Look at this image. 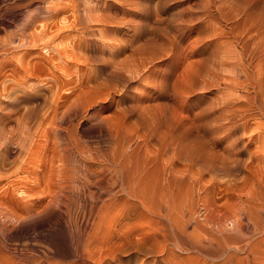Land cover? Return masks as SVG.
Segmentation results:
<instances>
[{
    "label": "rangeland",
    "instance_id": "374dc122",
    "mask_svg": "<svg viewBox=\"0 0 264 264\" xmlns=\"http://www.w3.org/2000/svg\"><path fill=\"white\" fill-rule=\"evenodd\" d=\"M91 27L95 34L86 35ZM263 83L264 0H0V114L13 108L15 97L31 93L42 98L34 100L42 104L39 111L55 91L67 96L59 99L66 107L86 98L85 109L99 110L104 120L121 128L117 139L125 145L126 180L133 178L139 189L135 197H125L119 173L99 153L88 162L87 177L80 169L71 182L45 151L54 139L42 143L28 171L18 170L15 155L2 158L0 264H80L89 257L85 264H92L97 240L117 246L129 230L133 245L148 238L152 250L161 251L147 256L139 246L131 249L139 264H192L193 253L180 250L177 240L163 239L169 225L196 234L206 228V218H217L232 233V208L245 214L253 201L264 207V151L258 150L264 144ZM32 101L20 98L18 108L27 110ZM88 117L84 112L67 123L71 134L85 146L108 152L112 140L105 132L107 123ZM259 156L263 158L257 161ZM173 163L181 173L177 171L179 177L167 191L163 185ZM98 176L112 191L92 210L97 191L92 181ZM59 184L69 190H60ZM103 202L111 205V231L121 230L107 235L110 239L95 229L105 217V210L96 209ZM163 219L175 223L166 227ZM243 220V228L252 226ZM250 230L254 240L264 237L253 226Z\"/></svg>",
    "mask_w": 264,
    "mask_h": 264
},
{
    "label": "bare ground",
    "instance_id": "6f19581e",
    "mask_svg": "<svg viewBox=\"0 0 264 264\" xmlns=\"http://www.w3.org/2000/svg\"><path fill=\"white\" fill-rule=\"evenodd\" d=\"M91 19V18H90ZM91 25V24H90ZM88 26V25H87ZM94 32H96V29H93L92 27L91 28H88L87 29V32H86V35H90V34H93ZM95 34V33H94ZM41 40V39H40ZM106 43V42H105ZM107 45V44H105ZM227 56V55H226ZM64 58V57H63ZM40 64V63H39ZM238 64V63H237ZM134 67V66H133ZM234 67V66H233ZM42 68V66H41ZM40 68V69H41ZM235 68V67H234ZM237 68V67H236ZM116 69V68H115ZM134 69V68H133ZM135 69H136V66H135ZM242 69V68H241ZM126 70V68H125ZM111 71V70H110ZM114 71V70H113ZM130 71V69H129ZM244 71V70H243ZM247 73V72H246ZM124 74V73H123ZM138 74V73H137ZM131 75V73L129 74ZM121 76V75H120ZM141 77V76H140ZM248 77V76H247ZM249 82V81H248ZM239 84V83H236V85ZM264 84V83H263ZM261 84V85H263ZM30 86V85H29ZM59 90V89H58ZM58 92V91H57ZM56 91L54 93H52L54 95L53 96H50V100L48 99H45L47 100L46 102V106L47 108L44 110H42L41 108V111H39V105H42V104H38L40 102H38L37 100L41 99L40 96H37L36 94H27L26 96H22L20 97L21 100H25V101H28V102H31L32 100L34 101L35 99H37L36 101L38 102L37 104H35V101H34V105L33 106H29L27 108V110H24L22 111L19 107V101H20V98H14V100L17 102L15 104H13V108H11L10 110L8 111H5V112H2L0 114V160L2 158L8 160L10 159L13 155L16 156V164H17V168L19 170V168L21 170H27V168L30 166L29 164H33L35 162V157L41 153V150L42 147V143H47L49 142L50 139H54L53 141V144H52V147L51 148H48L46 149L45 151H47V155H50V161L53 163V162H59V166H60V169L63 170L64 174L65 175H68L70 174V181H74V178H76L78 176L77 171H79L80 169L81 170H84L85 173L83 174L84 175V178L85 176L87 177V166H88V162L91 161V160H94V159H97L99 156L103 158L104 161H106L105 164H107L106 166L110 169L111 167H114V172L116 171L117 174L119 173V183H120V190L121 192H124V196H125V193L126 194H129V196H136L135 194V190L138 189L137 186H136V189H135V185L133 184L134 182L131 180L133 178L130 179V181L128 182L126 180L127 176H125V169H126V165L125 164V153L126 151L124 152V148H125V145L120 143L117 139V136H119V133L122 137V134L123 132H121L119 129V125L117 126L116 124H113L111 123L110 121L112 120H104L105 118L102 117V115H100V111L99 110H96L93 112L94 108H90V109H85L86 106L85 104L89 102V100H87L86 98H79L77 101H76V104H68L67 107H66V104L64 103V100L62 102V100L59 101V99H62V97H67V96H61L59 93H57ZM72 92V91H71ZM65 94V93H64ZM53 99H52V98ZM14 101V102H15ZM32 101V102H33ZM40 101V100H39ZM49 101V103H48ZM13 102V101H12ZM45 102V101H44ZM99 105V103H98ZM96 106V105H95ZM259 106H262V105H259ZM92 107V106H91ZM96 108V107H95ZM8 109V107L6 108ZM85 112L86 115H89L88 118L92 117V118H100L99 120H103L104 122L107 123V128L109 129V131H104L106 133H109L110 135V139L112 140L111 141V147H110V150L108 152H104V151H100L99 149H93L91 148V146H85L84 144L81 143L80 139L73 136L70 132V129L68 128V124L67 123H70L72 122V120L74 119L75 116H77L78 114H83ZM107 119V118H106ZM96 120V119H95ZM98 121V120H97ZM33 122V124H32ZM99 123H101V121H98ZM102 122V123H104ZM101 123V124H102ZM117 126V127H116ZM121 127V125H120ZM104 128V127H103ZM106 128V127H105ZM119 128V129H117ZM264 128V126H263ZM262 127H260L259 129H263ZM107 130V129H106ZM124 130H126L124 128ZM120 131V132H119ZM263 131V130H262ZM104 132V134H105ZM127 132V131H126ZM129 132V131H128ZM122 133V134H121ZM125 133V132H124ZM263 133V132H262ZM258 134V133H257ZM259 134H260V131H259ZM258 134V135H259ZM107 135V134H106ZM127 135V134H126ZM262 135V134H261ZM125 136V135H124ZM260 136V135H259ZM42 137H45V139H41ZM108 137V136H107ZM120 137V138H121ZM119 138V140H120ZM258 139V138H257ZM43 140V141H42ZM122 140V138H121ZM259 140H260V137H259ZM258 140V141H259ZM52 141V140H51ZM110 142V141H109ZM263 143V142H261ZM45 146V145H44ZM148 146V145H147ZM146 146V147H147ZM260 146V144L258 145ZM257 146V147H258ZM50 147V146H49ZM260 148V149H259ZM258 148L259 152L264 151V144H262L260 147ZM147 149V148H146ZM257 151V150H256ZM150 152V149H147V153ZM179 152V151H178ZM255 152V151H254ZM253 152V154H254ZM46 153V152H45ZM100 154L99 156L97 154ZM176 153V152H175ZM261 153V154H262ZM177 154V153H176ZM255 154H259V153H255ZM254 154V156H256ZM147 155V154H146ZM150 155V154H148ZM260 155V154H259ZM261 156H264L261 155ZM149 157V156H148ZM258 157V156H256ZM151 158V157H150ZM153 158V157H152ZM186 158V157H185ZM255 158V157H254ZM260 158V156H259ZM258 158V159H259ZM263 158V157H262ZM262 158H260L259 160L257 158H255V160L257 159V161H260ZM48 159V158H47ZM37 161V160H36ZM152 161H154V159L151 160L150 163H152ZM156 161V160H155ZM174 161V160H173ZM262 162L264 161V158L263 160H261ZM38 162V161H37ZM170 162V161H169ZM36 163V162H35ZM149 164V163H148ZM166 164V163H165ZM174 166L170 167L169 165V171L167 173V177L165 178L166 181L163 185L164 189L165 190H170L172 189L173 187V181H175L174 179H177L179 177V173H181V171L179 169H176L175 167V163H173ZM147 165V164H146ZM262 165V164H261ZM1 166V164H0ZM259 166V165H258ZM87 167V168H86ZM253 167V166H252ZM263 167V166H261ZM260 167V168H261ZM255 168V167H253ZM263 169V168H261ZM253 170V169H252ZM264 170V169H263ZM20 171V170H19ZM28 171V170H27ZM177 171H180L178 172L177 174ZM251 171V170H250ZM61 172V174L63 173ZM68 174H66V173ZM75 172V174H73ZM252 172V171H251ZM258 172V169L257 171ZM79 173V172H78ZM83 173V172H81ZM140 173V172H139ZM260 173V172H259ZM80 174V173H79ZM262 174V173H261ZM264 174V172H263ZM64 175V176H65ZM72 175V176H71ZM260 175V174H259ZM63 176V175H62ZM63 176V177H64ZM67 176V177H68ZM134 176H137L135 175L134 173ZM166 176V175H165ZM263 176V175H261ZM62 177V178H63ZM81 177V174L79 176V178ZM83 177V176H82ZM129 177V176H128ZM133 177V176H132ZM83 178V179H84ZM130 178V177H129ZM137 179V177H134ZM185 178V177H184ZM263 178V177H261ZM66 179H69V178H66ZM139 179V177H138ZM181 179V178H179ZM264 179V178H263ZM262 179V180H263ZM76 180V179H75ZM81 180V179H80ZM140 180V179H139ZM63 181V180H62ZM65 181V180H64ZM79 181V180H77ZM87 181V180H86ZM90 181V180H88ZM264 181V180H263ZM67 182V181H66ZM91 182V181H90ZM90 182L88 183V185L90 184ZM116 182V181H115ZM136 182V180H135ZM139 183V181H137ZM136 182V183H137ZM141 182V181H140ZM65 184V182H62ZM80 183V181H79ZM82 183H84L82 181ZM93 186L96 187L97 191L94 192L93 194V198H94V203H92L91 205V208L92 210L95 209L94 207H96V203L98 202V199L101 197V199H103L102 197L105 195V194H108V193H111L112 189L110 188V186L106 185V183H104V177L102 178L99 176L96 178V180L93 182ZM69 185H71V183L68 182ZM73 184L75 183H72V186H74ZM77 184V183H76ZM75 184V185H76ZM140 184V183H139ZM138 184V185H139ZM67 185V184H66ZM66 185H62L63 187L66 186ZM68 185V186H69ZM86 185V183H85ZM87 185V187H89ZM118 185V184H117ZM116 185V186H117ZM144 185V184H143ZM259 185V184H258ZM257 185V186H258ZM262 187L264 185L260 184ZM62 186H60L59 184V188ZM65 187V188H62V189H67L69 187ZM84 186V185H83ZM119 186V185H118ZM117 186V187H118ZM237 186V185H235ZM248 185H246L247 187ZM254 186H256V184L254 183ZM86 187V186H85ZM84 187V188H85ZM240 187V186H238ZM243 187V186H241ZM240 187V188H241ZM253 187V186H252ZM260 188V186H258ZM23 188V187H22ZM60 188V190H62ZM75 188V187H73ZM145 188V187H144ZM245 188V187H244ZM248 188V187H247ZM251 186H249V191L252 192V190L250 189ZM254 188V187H253ZM252 188V189H253ZM25 189V188H23ZM82 189V188H81ZM141 186H140V190H141ZM246 189V188H245ZM255 189V188H254ZM261 189V188H260ZM69 189L65 190V191H68ZM139 190V189H138ZM256 190V189H255ZM264 190V189H263ZM147 191V190H146ZM241 192H244L241 188V190H239ZM237 191L239 194L240 192ZM254 191V190H253ZM260 191V190H259ZM259 191L257 190L258 194H259ZM62 192V191H61ZM148 192V191H147ZM248 193V191H246ZM250 192V193H251ZM256 192V194H257ZM263 192V191H262ZM138 193V192H137ZM142 193V192H140ZM247 193H243V194H247ZM63 194V193H61ZM122 194V193H121ZM143 194V193H142ZM147 194V193H146ZM238 194V195H239ZM262 194V193H261ZM242 194H240L241 196ZM249 194H247L248 196ZM254 195V193H253ZM264 195V194H263ZM262 195V196H263ZM62 196V195H61ZM60 196V197H61ZM143 196H145V194H143ZM147 196V195H146ZM150 196V195H149ZM166 196V194H165ZM236 196V195H235ZM250 196V195H249ZM255 196V195H254ZM253 196V197H254ZM260 197V195H258ZM91 197V195H90ZM127 197V195L125 196ZM242 197V196H241ZM251 197V196H250ZM248 197V198H250ZM264 197V196H263ZM261 197L263 199V203H264V198ZM66 198V197H64ZM138 198H141V197H138ZM144 200L145 197H143ZM143 198L141 200H143ZM239 198V197H238ZM243 198V197H242ZM260 198V200H262ZM61 199V198H59ZM91 199V198H90ZM129 199V198H128ZM236 199V197H235ZM246 199V198H244ZM243 199V200H244ZM253 199V198H252ZM252 199H250L252 201ZM257 199V198H256ZM255 199V200H256ZM62 200V199H61ZM144 200L142 201V203L144 202ZM240 200V199H239ZM242 200V199H241ZM259 200V199H257ZM259 200V201H260ZM131 202V200H129ZM247 201V199L245 200ZM134 205L135 203L137 204V202H139L137 200L136 201H133ZM141 202V201H140ZM139 202V203H140ZM242 202V201H241ZM254 202V201H253ZM251 203L249 204L250 206L248 207V204H247V208H243L242 205L239 207L240 209H247L245 211V214L243 213H240V212H236V209L235 208H232L231 209V213L234 214V219L232 220L233 221V226H234V232L230 233L229 232V229L225 226H223L219 220H216L217 218L215 219H211V218H206L205 221H204V226L206 228H202V231L203 233L201 234L200 232L202 231H199V233L196 232V234L194 233H191V234H186L185 233V227L183 229H181V227L179 226V224H171V226L169 225L170 223H175L174 221L172 222H167L169 227H167V223H166V219L164 220L165 222V226L168 228L166 231H164L165 233V237L163 236V239L166 240V241H175L177 240L176 244L179 245V248L180 250H183V251H187V252H190V253H193V255H191L189 257V259L192 260V264H264V237L262 235H259L261 236L259 239L257 240H254L252 238V233H251V227L253 226V230L254 232L255 231H260L261 233L263 232L264 233V229H262L264 227V223L263 222V213H262V209L264 208L263 207V204L262 202L261 203ZM126 203V202H125ZM148 203V202H147ZM248 203V202H247ZM132 204V203H131ZM130 204V205H131ZM99 205V204H98ZM110 204L107 203V202H103V204L100 206L99 205V208L97 206V210L102 212L103 210H105V217L103 218L102 222H101V225H97V228H95L97 231L99 232H103V236H107L109 235L111 232V222H112V219H111V216L109 214H107L108 212V209L110 208L109 206ZM126 205V204H125ZM148 205V204H147ZM128 206V205H127ZM132 206V205H131ZM143 206H144V203H143ZM145 206H146V203H145ZM245 206V204H244ZM140 207H142L140 205ZM235 207V206H234ZM237 207V206H236ZM135 208V207H134ZM146 208V207H145ZM158 208V207H157ZM168 208V207H167ZM163 209H166V206L164 208V205H163ZM171 209V208H170ZM4 209H1L0 207V213L1 212H4L3 211ZM96 210V211H97ZM126 210V209H124ZM140 209L138 208V211ZM144 210V209H143ZM149 210V209H148ZM151 210V209H150ZM95 211V210H94ZM97 211V212H98ZM134 211V210H133ZM131 211V212H133ZM142 211V209H141ZM140 211V212H141ZM161 212V208L160 210L156 211L157 213L158 212ZM172 211V210H170ZM238 211V210H237ZM240 211V210H239ZM125 212V211H124ZM135 212V211H134ZM149 212V211H148ZM153 212V211H152ZM155 212V211H154ZM164 212V211H163ZM169 212V210H168ZM167 213V212H166ZM5 214V213H4ZM123 214V213H122ZM156 214V213H155ZM160 215V213H158ZM104 215V214H103ZM120 215V214H119ZM118 215V216H119ZM126 215H131L130 218H132V214L130 212H128ZM123 217L124 218H128V217ZM135 216H137L135 213H134ZM171 215V213H170ZM170 215H167L168 218L170 217ZM5 216L7 217H11L12 215H10V213H6ZM118 216L116 217L117 219ZM166 216V215H165ZM173 216V215H172ZM172 220L174 219V217H172ZM226 216V215H225ZM103 217V216H102ZM122 217V216H120ZM138 217V216H137ZM242 217H246L248 223H252V226L249 227V229L247 230L248 232H245L244 229H247V228H243V223H246V221H242ZM123 218V219H124ZM160 218V217H159ZM115 219V218H114ZM116 219V220H117ZM162 219V217L160 218ZM170 219V218H169ZM130 220V219H129ZM128 220V221H129ZM132 220V219H131ZM134 220V219H133ZM168 220V219H167ZM171 220V219H170ZM169 220V221H170ZM118 222V221H117ZM130 223V222H129ZM163 223V222H162ZM2 224V223H1ZM117 223H115L116 225ZM120 224V223H119ZM3 225V224H2ZM122 225V224H121ZM127 225H129L127 223ZM126 225V226H127ZM161 225V224H160ZM96 226V225H95ZM125 226V225H124ZM134 226V224H133ZM136 226V225H135ZM175 226V227H174ZM232 226V227H233ZM245 226V225H244ZM113 227V225H112ZM115 227V226H114ZM139 227V226H138ZM5 228L6 225H5ZM123 228V227H122ZM128 228V227H127ZM135 228V227H133ZM132 228V229H133ZM137 228V226H136ZM135 228V229H136ZM140 228V227H139ZM162 228H163V224H162ZM201 228V226L199 225H196L195 226V229H199ZM69 229V228H68ZM121 229V228H120ZM130 229V228H129ZM131 229V230H132ZM141 229V228H140ZM1 230V229H0ZM115 230L114 232H116L117 234V229H113ZM117 230V231H116ZM134 230V229H133ZM161 230V229H160ZM250 230V231H249ZM2 231V230H1ZM4 231V230H3ZM70 231V230H69ZM128 230H126L127 232ZM136 231V230H135ZM139 231V230H138ZM141 231V230H140ZM71 232V231H70ZM69 232V233H70ZM113 232V234H114ZM119 232V231H118ZM134 232V231H133ZM162 232V230H161ZM121 233V230L120 232ZM118 233V234H119ZM125 233V231H124ZM145 233V232H144ZM159 233V231H158ZM262 233V234H263ZM112 234V233H111ZM110 234V235H111ZM112 234V235H113ZM117 234V235H118ZM132 234V232H131ZM147 233H145L146 235ZM157 233H155L156 235ZM163 234V233H162ZM251 234V236H250ZM258 234V233H257ZM95 237H96V233H94ZM116 235V237H117ZM127 235H130V230H129V233ZM127 235H123L124 237H126ZM134 235V234H133ZM160 235V233L158 234ZM81 236V235H80ZM102 236V235H101ZM114 236V235H113ZM122 236L121 238V241L123 239L124 242L120 241L121 243H119V245L117 244L118 242L116 241V245L113 244L111 245V240L110 241H106V240H103V242L101 241H98L97 240V243L95 244V247H94L92 250V257L90 260H93V263L92 264H139V260L138 258H135V257H131V254H130V251L131 249L134 250L136 249L140 244V240L138 242H136L137 244L133 245L132 242L134 240H132V242H129L130 239H129V236H127V238H124ZM147 236H151L152 235H147ZM257 236V235H256ZM76 237V236H74ZM109 236H107L108 238ZM111 237V236H110ZM131 237V235H130ZM153 237V236H152ZM157 237V236H156ZM79 238V237H78ZM81 238V237H80ZM80 238L78 239L80 241ZM101 238V237H100ZM99 238V239H100ZM107 238H104V239H107ZM112 238V237H111ZM115 239V237H113ZM155 238V237H154ZM159 238V237H158ZM255 238V237H254ZM73 239V238H72ZM110 239V238H108ZM119 239V238H118ZM135 241H137L136 239H139V238H134ZM148 239V238H147ZM145 239V241H143V243L137 248L139 249L138 251L140 253L143 252L144 255H149L151 254L152 255V249H154L153 245L151 247V244L148 243V240ZM76 240V239H75ZM78 240L77 241V244H78ZM93 240V239H92ZM101 240V239H100ZM144 240V239H143ZM128 241V242H127ZM95 242V241H94ZM114 242V241H113ZM142 242V240H141ZM153 242V241H152ZM155 242V241H154ZM115 243V242H114ZM165 243V241H164ZM162 243V244H164ZM170 243V242H169ZM81 244V243H80ZM99 244V245H98ZM167 244V242L165 243ZM174 244V243H172ZM94 245V243H93ZM133 245V246H132ZM168 246V245H167ZM173 246V245H172ZM175 246V245H174ZM90 247V248H92ZM157 247H158V244H157ZM78 248H79V244H78ZM83 248V246L81 247V249ZM88 248V247H87ZM165 248V247H164ZM178 248V247H177ZM157 249V248H156ZM76 250V249H74ZM84 250V248L82 249ZM88 249H86L87 251ZM166 250V249H165ZM77 251V250H76ZM90 251V250H88ZM135 251V250H134ZM156 251V250H154ZM153 251V252H154ZM158 251V250H157ZM156 251V253H157ZM79 252V251H78ZM159 253L161 251H158ZM80 253V252H79ZM84 253V252H83ZM82 253V255H83ZM86 253V252H85ZM88 253V252H87ZM135 253V252H134ZM166 253V252H165ZM164 253V254H165ZM91 254V253H90ZM90 254H87V255H90ZM86 255V254H85ZM85 255H83L85 257ZM86 255V256H87ZM80 256V255H79ZM136 256V255H135ZM139 256V255H137ZM136 256V257H137ZM155 256V255H153ZM161 256V255H160ZM159 258H162L160 257ZM82 257V256H80ZM142 257V256H141ZM145 257V256H144ZM164 257V256H163ZM90 258V257H89ZM87 258V259H89ZM135 258V259H134ZM140 258V257H139ZM151 258V256H150ZM154 258V257H153ZM167 258V257H166ZM86 259V260H87ZM137 259V261H136ZM143 259V258H141ZM155 259H156V256H155ZM164 259V258H163ZM86 260H83L80 264H85ZM160 260V259H159ZM189 260V261H191ZM148 260H146L147 262ZM156 261V260H155ZM168 261V260H166ZM165 261V262H166ZM80 262V261H79ZM89 262V261H88ZM91 262V261H90ZM89 262V263H90ZM158 262V261H157ZM164 262V263H165ZM145 263V262H144ZM151 263V262H150ZM152 263H153V260H152ZM169 263V262H168ZM191 263V262H190ZM91 264V263H90ZM140 264H142L140 262ZM146 264V263H145ZM154 264V263H153ZM157 264V263H156ZM158 264H161L160 261L158 262ZM163 264V262H162ZM167 264V263H166ZM172 264V262H171Z\"/></svg>",
    "mask_w": 264,
    "mask_h": 264
}]
</instances>
